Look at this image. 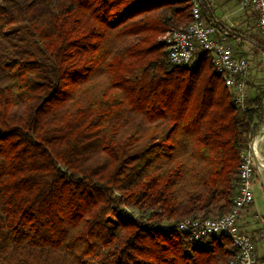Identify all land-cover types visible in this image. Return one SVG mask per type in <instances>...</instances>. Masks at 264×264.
Returning a JSON list of instances; mask_svg holds the SVG:
<instances>
[{
	"label": "trees",
	"instance_id": "obj_1",
	"mask_svg": "<svg viewBox=\"0 0 264 264\" xmlns=\"http://www.w3.org/2000/svg\"><path fill=\"white\" fill-rule=\"evenodd\" d=\"M192 3L0 0V264H230L177 225L229 212L264 89L170 60Z\"/></svg>",
	"mask_w": 264,
	"mask_h": 264
},
{
	"label": "built area",
	"instance_id": "obj_2",
	"mask_svg": "<svg viewBox=\"0 0 264 264\" xmlns=\"http://www.w3.org/2000/svg\"><path fill=\"white\" fill-rule=\"evenodd\" d=\"M202 0H193L192 20L183 29L167 31L163 39L169 50V58L178 64H189L199 49L209 50L213 55L214 68L227 86L235 93L236 101L243 104L247 97V83L250 72L248 58L235 54L228 43L232 29L215 23H208L201 7ZM246 7L257 16V27L263 41L248 35L247 39L262 53L264 61V0H241ZM263 134L249 135V144L242 156L239 188L233 198L228 213L217 218L188 217L180 221L177 228L187 232L195 241L209 235H223L231 239L237 252L230 259V264H264L260 262L255 251L252 236L240 228L239 221L243 211L254 201L255 169L258 167V142Z\"/></svg>",
	"mask_w": 264,
	"mask_h": 264
},
{
	"label": "crops",
	"instance_id": "obj_3",
	"mask_svg": "<svg viewBox=\"0 0 264 264\" xmlns=\"http://www.w3.org/2000/svg\"><path fill=\"white\" fill-rule=\"evenodd\" d=\"M210 4V3H209ZM250 11L247 9L241 11V17L239 20L232 19L229 14L221 11V17H218L214 11V16L220 22V26L224 28H230L235 34L231 35L228 39L229 45L233 48L234 52L238 56H244L248 58L246 54L249 50L248 45H253L247 39L248 35L252 37V19L249 17ZM255 33H258L257 16H255ZM263 134L264 129L259 132ZM260 139L258 142V148H260L257 164L255 169L254 178V201L244 211L239 221L240 228L248 232L254 241L255 251L261 262L264 258V209H260L257 204L258 198L264 196V140ZM259 150V149H258ZM261 162V163H260Z\"/></svg>",
	"mask_w": 264,
	"mask_h": 264
},
{
	"label": "rangeland",
	"instance_id": "obj_4",
	"mask_svg": "<svg viewBox=\"0 0 264 264\" xmlns=\"http://www.w3.org/2000/svg\"><path fill=\"white\" fill-rule=\"evenodd\" d=\"M208 2L211 4V7L214 9L218 17H221V11H222V12H225L226 14H229V16L232 19L239 20V18L242 15L241 11L247 10L246 7H243V5L241 4V0H208ZM255 16H256L255 13L250 11L249 17L252 19V32L254 33H255L254 31ZM248 46L250 50L246 53L248 54L247 57H248L249 66H250L248 81L252 84H255L256 86H260L261 89L263 90L264 89V61L262 59L261 50L254 45H248ZM246 91H247V95L249 96L255 94V89L254 88L251 89L248 83H247ZM262 129H264V124L253 135L257 136L259 132L262 131ZM259 151H260V148H259ZM257 204L259 205L260 209H264V196L263 195L258 198Z\"/></svg>",
	"mask_w": 264,
	"mask_h": 264
},
{
	"label": "bare ground",
	"instance_id": "obj_5",
	"mask_svg": "<svg viewBox=\"0 0 264 264\" xmlns=\"http://www.w3.org/2000/svg\"><path fill=\"white\" fill-rule=\"evenodd\" d=\"M261 163V162H260Z\"/></svg>",
	"mask_w": 264,
	"mask_h": 264
}]
</instances>
